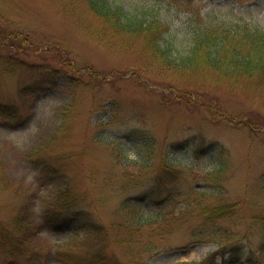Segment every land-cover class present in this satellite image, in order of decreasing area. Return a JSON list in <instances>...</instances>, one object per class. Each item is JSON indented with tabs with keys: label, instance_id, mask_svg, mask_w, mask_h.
<instances>
[{
	"label": "rangeland",
	"instance_id": "1",
	"mask_svg": "<svg viewBox=\"0 0 264 264\" xmlns=\"http://www.w3.org/2000/svg\"><path fill=\"white\" fill-rule=\"evenodd\" d=\"M110 2L164 22L165 45L180 57L213 17L264 29V0ZM87 6L0 0V105L15 111L0 113V264H91L101 246L122 264H264V78L232 90L163 73L142 37L95 40L98 19L76 16ZM164 162L180 175L158 185ZM59 163L87 210L56 231L44 212L64 180L46 179L43 167ZM143 195L142 209L122 210ZM218 205L232 213L207 221ZM140 215L148 226L133 235L131 256L118 241ZM85 219L103 228L88 232Z\"/></svg>",
	"mask_w": 264,
	"mask_h": 264
},
{
	"label": "trees",
	"instance_id": "2",
	"mask_svg": "<svg viewBox=\"0 0 264 264\" xmlns=\"http://www.w3.org/2000/svg\"><path fill=\"white\" fill-rule=\"evenodd\" d=\"M88 10L76 12L79 20H86L89 14L94 15L100 23V28H92L91 36L101 42L110 44L109 36L127 34L134 39L142 37L146 41V53L151 56L158 69L163 73H175L183 78H200L202 82L214 84L219 87L235 90L239 89L236 84L243 78H264V29L248 22L234 24L225 22L213 17L207 23H200L192 32L193 46L186 56H177L173 53L169 45H165L164 35L168 26L154 18L145 19L143 16H133L126 12L120 5H114L110 0H85ZM203 22V19L201 20ZM82 26L83 25L81 23ZM87 27H90L87 24ZM89 30V31H90ZM156 61V62H155ZM189 101V100H188ZM191 102V98H190ZM0 113L12 115L15 113L11 108H3L0 105ZM147 164V163H145ZM43 167L46 179H63L62 189L52 196V205L45 209V223L52 229L59 231L70 227L73 220L79 221L78 216L87 209V198L83 193L73 192L71 179L68 176L66 166L58 164L51 168ZM179 171L170 162H164L157 170L153 179L158 185H163L164 180L173 183L179 178ZM146 195L129 199V202L122 203V210L135 213L138 208L149 202ZM152 197V202H159ZM232 213L231 207L218 205L206 209L204 216L207 221L221 218H228ZM147 219H142V215L133 220L131 232L126 237L119 240L118 244L126 249V252L133 256L137 247L134 245L133 235L142 229L143 225L148 226ZM18 226L21 227L20 222ZM88 232L99 233L100 228L96 227L91 221L85 219L80 225ZM169 230L164 220L159 223L158 231L166 232ZM10 247H20L23 241L10 237ZM146 252V251H144ZM107 246L94 248L91 264H122L113 257ZM214 256V255H213ZM212 256V257H213Z\"/></svg>",
	"mask_w": 264,
	"mask_h": 264
}]
</instances>
